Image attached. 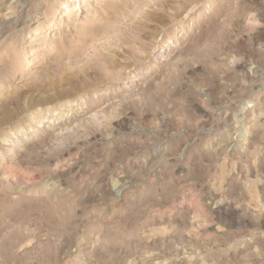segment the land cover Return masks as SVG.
I'll return each instance as SVG.
<instances>
[{
    "label": "rangeland",
    "instance_id": "1",
    "mask_svg": "<svg viewBox=\"0 0 264 264\" xmlns=\"http://www.w3.org/2000/svg\"><path fill=\"white\" fill-rule=\"evenodd\" d=\"M0 243L264 264V0H0Z\"/></svg>",
    "mask_w": 264,
    "mask_h": 264
},
{
    "label": "bare ground",
    "instance_id": "2",
    "mask_svg": "<svg viewBox=\"0 0 264 264\" xmlns=\"http://www.w3.org/2000/svg\"><path fill=\"white\" fill-rule=\"evenodd\" d=\"M14 3H15V2H14ZM62 5H64V4H62ZM12 7L14 8V6H12ZM10 11H11V10H10ZM15 11H16V10H15ZM19 11H20V10H19ZM9 13H10V12H9ZM11 13H14V12H11ZM11 13H10V14H11ZM7 14H8V13H7ZM7 14H6V15H7ZM8 16H9V15H8ZM3 17H4V16H3ZM6 17H7V16H6ZM91 17H92V16H91ZM25 20H26V19H25ZM24 22H25V21H24ZM10 26H11V25H10ZM2 40H3V39H2ZM3 110H5V109H3ZM4 112H5V111H4ZM6 113H7V110H6ZM2 114H4V113H2ZM2 116H4V115H2ZM2 118H3V117H2ZM2 118H1V119H2ZM4 118H5V116H4ZM4 118H3V119H4ZM40 127H41V126H40ZM9 171H10V170H9ZM7 173H10V172H7ZM15 175H16V173H15ZM8 178H9V177H8ZM13 178H14V177H13ZM28 205H29V204H28ZM30 206H31V205H30ZM32 207H33V206H32ZM39 208H40V207H39ZM15 209H17V208H15ZM23 209H25V208H23ZM44 209H45V208H44ZM44 209H43V210H44ZM17 210H18V209H17ZM9 211H10V209H9ZM13 211H16V210H13ZM6 212H7V211H6ZM16 212H17V211H16ZM12 213H13V212H12ZM12 213H11V214H12ZM42 213H43V212H42ZM42 213H41V214H42ZM43 214H44V213H43ZM16 215H17V214H15V216H16ZM44 215L47 216L48 214H44ZM59 215H60V214H59ZM9 216H10V215H9ZM12 216H13V215H12ZM19 216H20V215H19ZM42 216H43V215H42ZM50 216H51V215H50ZM60 216H61V215H60ZM60 216H59V218H60ZM21 217H22V216H21ZM47 217H48V216H47ZM54 217H55V216H54ZM54 217H53V218H54ZM13 218L15 219V217H13ZM57 218H58V217H57ZM20 219H21V218H20ZM50 219H51V218H50ZM11 221H12V220H11ZM49 223H50V222H49ZM51 223L53 224L52 220H51ZM60 223H61V222H60ZM2 242H3V241H2ZM0 244H1V243H0ZM3 244H4V242H3L1 245H3ZM5 244H6V243H5ZM8 244H9V243H8ZM1 245H0V247H2ZM7 247H8V249H7ZM7 247H6V249H7V250H10V249H9L10 246H7ZM2 250H3V249H2ZM3 251L5 252V250H3ZM0 252H1V251H0ZM9 252H11V251H8V254H9ZM4 254H5V253H4ZM6 254H7V253H6ZM8 256L11 257L10 255H8ZM0 258H1V257H0ZM4 258H5V257H4ZM4 258H2V259L4 260ZM7 258H8V257H7ZM7 258H6V259H7ZM10 259H11V258H10ZM12 259H13V258H12ZM0 260H1V259H0ZM8 261H9V260H8ZM4 262L6 263L7 261L4 260ZM0 263H1V262H0ZM3 264H4V263H3ZM106 264H107V263H106Z\"/></svg>",
    "mask_w": 264,
    "mask_h": 264
}]
</instances>
